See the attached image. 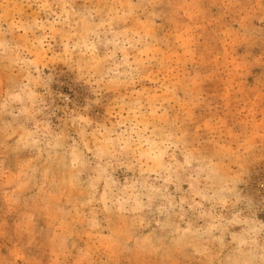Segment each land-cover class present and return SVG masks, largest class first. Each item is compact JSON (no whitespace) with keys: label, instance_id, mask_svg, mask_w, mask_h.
Returning <instances> with one entry per match:
<instances>
[{"label":"rangeland","instance_id":"obj_1","mask_svg":"<svg viewBox=\"0 0 264 264\" xmlns=\"http://www.w3.org/2000/svg\"><path fill=\"white\" fill-rule=\"evenodd\" d=\"M0 264H264V0H0Z\"/></svg>","mask_w":264,"mask_h":264}]
</instances>
